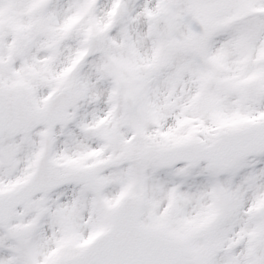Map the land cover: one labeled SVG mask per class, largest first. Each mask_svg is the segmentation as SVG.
<instances>
[{"label":"snow or ice","instance_id":"obj_1","mask_svg":"<svg viewBox=\"0 0 264 264\" xmlns=\"http://www.w3.org/2000/svg\"><path fill=\"white\" fill-rule=\"evenodd\" d=\"M0 264H264V0H0Z\"/></svg>","mask_w":264,"mask_h":264}]
</instances>
